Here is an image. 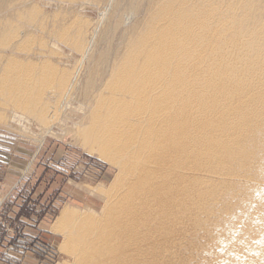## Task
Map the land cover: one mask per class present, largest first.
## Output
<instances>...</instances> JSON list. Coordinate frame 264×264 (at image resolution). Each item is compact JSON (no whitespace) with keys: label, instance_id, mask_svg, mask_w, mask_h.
<instances>
[{"label":"bare ground","instance_id":"6f19581e","mask_svg":"<svg viewBox=\"0 0 264 264\" xmlns=\"http://www.w3.org/2000/svg\"><path fill=\"white\" fill-rule=\"evenodd\" d=\"M94 1L99 23L89 29L87 16L45 14L35 0H0V126L27 133V119L56 120L81 89L89 105L75 138L125 178L139 176L143 190L121 207L111 203L109 214L101 211L92 231L88 217L70 220L63 211V249L71 257L65 264H134L136 242H149L130 238L148 224L137 210L146 198L151 209L158 200L169 204L170 193L183 195L186 176L206 162L213 171L198 176H226L227 169H217L218 150L264 155V0ZM101 41L106 46L98 51ZM78 57L87 60L85 68Z\"/></svg>","mask_w":264,"mask_h":264},{"label":"rangeland","instance_id":"374dc122","mask_svg":"<svg viewBox=\"0 0 264 264\" xmlns=\"http://www.w3.org/2000/svg\"><path fill=\"white\" fill-rule=\"evenodd\" d=\"M61 1L41 0L40 4V0H35V3H39L45 14L60 16L62 11L64 14L68 10L66 12L77 15L81 21L87 19L89 29L98 25L99 8L94 0L93 3L91 0H85L86 3L84 0ZM57 10H61L60 13ZM118 31L111 38L113 42L118 38ZM91 33L94 32L91 30ZM105 46V41L98 42L96 50ZM59 48L66 50L60 45ZM74 57L68 56L66 60L75 61ZM77 59L81 67L88 65L85 58ZM77 91L80 93L76 92L73 99H69L68 107L58 112L60 118L57 115L56 120L45 122L27 119L25 127L29 134L0 126V264L70 262L71 257L63 249L66 236L58 220L63 211L70 220L71 216L88 217L85 227L92 231L96 216L105 211L109 214L114 203H117L114 206H123L143 190L138 186L141 185L139 176L132 174L125 178L117 166L92 154L84 148L81 139L75 138L80 129L76 124L89 105L83 102L81 89ZM2 99L4 96L0 94V101ZM17 111L21 114L20 109ZM215 160L222 165L217 162L218 171L228 170L226 176L214 179L211 173L207 174L209 178L198 176L201 171L213 168L211 162L203 163L201 170H193L196 176H186L183 195L170 193L169 204L167 201L160 204L158 200V209H151V201L146 198L145 207L137 208L139 219L148 224L132 231L130 238L139 235L149 242L140 246L136 242L138 250L130 255L136 259L134 264H264V155L243 154L234 147L229 154L226 149L218 150ZM241 163H249V166L244 168ZM161 189H165V185L162 184ZM125 191L126 194L130 191V198L124 195ZM150 213L152 218H148ZM159 214L169 216L157 219ZM120 215L115 213V218ZM132 219L135 224L139 222L136 216ZM102 251L103 257H107Z\"/></svg>","mask_w":264,"mask_h":264}]
</instances>
